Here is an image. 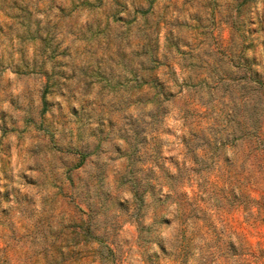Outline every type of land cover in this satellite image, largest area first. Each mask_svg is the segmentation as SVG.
I'll return each mask as SVG.
<instances>
[{
    "label": "rangeland",
    "instance_id": "rangeland-1",
    "mask_svg": "<svg viewBox=\"0 0 264 264\" xmlns=\"http://www.w3.org/2000/svg\"><path fill=\"white\" fill-rule=\"evenodd\" d=\"M0 264H264V0H0Z\"/></svg>",
    "mask_w": 264,
    "mask_h": 264
},
{
    "label": "trees",
    "instance_id": "trees-1",
    "mask_svg": "<svg viewBox=\"0 0 264 264\" xmlns=\"http://www.w3.org/2000/svg\"><path fill=\"white\" fill-rule=\"evenodd\" d=\"M256 76V79L259 80V76L255 75ZM255 85L259 86V82L255 81ZM260 87V86H259Z\"/></svg>",
    "mask_w": 264,
    "mask_h": 264
}]
</instances>
